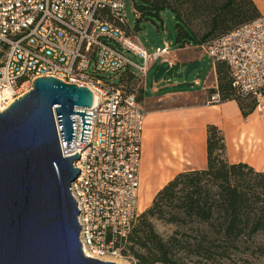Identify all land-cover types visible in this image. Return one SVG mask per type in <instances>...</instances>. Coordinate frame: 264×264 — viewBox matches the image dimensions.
<instances>
[{
	"label": "built area",
	"instance_id": "built-area-1",
	"mask_svg": "<svg viewBox=\"0 0 264 264\" xmlns=\"http://www.w3.org/2000/svg\"><path fill=\"white\" fill-rule=\"evenodd\" d=\"M202 50L228 67L238 99L262 97L264 15ZM168 56L167 46L148 52L135 40L123 0H0V113L29 93L38 78L86 87L93 95L86 147L73 163L79 174L69 187L86 258L116 264L139 215L147 112L134 95L121 91L120 77L129 72L143 84L149 65L172 64ZM219 101L215 92L207 104Z\"/></svg>",
	"mask_w": 264,
	"mask_h": 264
},
{
	"label": "trees",
	"instance_id": "trees-1",
	"mask_svg": "<svg viewBox=\"0 0 264 264\" xmlns=\"http://www.w3.org/2000/svg\"><path fill=\"white\" fill-rule=\"evenodd\" d=\"M136 22L171 13L176 21L179 50L196 51L214 39L261 16L253 0H130ZM220 102L234 101L243 117L231 76L224 63H213ZM124 94H142L139 79L127 72L119 80ZM224 137L216 126L206 127L204 170L176 175L139 214L122 244V257L133 264H236L241 256L264 263V168L230 164L225 158ZM156 223L173 227L163 237Z\"/></svg>",
	"mask_w": 264,
	"mask_h": 264
},
{
	"label": "water",
	"instance_id": "water-1",
	"mask_svg": "<svg viewBox=\"0 0 264 264\" xmlns=\"http://www.w3.org/2000/svg\"><path fill=\"white\" fill-rule=\"evenodd\" d=\"M192 69L161 63L154 82ZM92 102L86 87L44 77L0 113V264H115L84 256L69 191Z\"/></svg>",
	"mask_w": 264,
	"mask_h": 264
},
{
	"label": "crops",
	"instance_id": "crops-1",
	"mask_svg": "<svg viewBox=\"0 0 264 264\" xmlns=\"http://www.w3.org/2000/svg\"><path fill=\"white\" fill-rule=\"evenodd\" d=\"M261 1L257 9L264 15ZM181 51L184 53L169 60L172 65L191 64L193 69L199 66V52L193 47ZM157 83L153 94H157ZM193 85L199 91H167L151 97H145L142 87L138 104L147 115L141 132L138 195L141 198L143 195L146 208L155 194L176 175L206 168L208 125L221 130L230 163H244L257 172L264 168V144L259 139L264 126V94L257 108L244 120L234 101L207 104L211 95L207 94L208 90L217 85L214 66L209 78L202 82L195 79ZM160 87L164 88V84L160 83ZM248 121L250 125H245Z\"/></svg>",
	"mask_w": 264,
	"mask_h": 264
},
{
	"label": "rangeland",
	"instance_id": "rangeland-1",
	"mask_svg": "<svg viewBox=\"0 0 264 264\" xmlns=\"http://www.w3.org/2000/svg\"><path fill=\"white\" fill-rule=\"evenodd\" d=\"M255 1V2H254ZM261 0H253L256 7H258V3ZM125 4V17H126V27L129 31L134 34L135 40L148 52H153L158 48H164V46L168 47L169 56L167 60H171L172 58L176 57V55L184 53V51L179 50L178 45L175 44V24L176 21L171 13H161L159 18H152L151 20H147V18H143L139 22H136V15L134 13V6L130 0H123ZM264 4V0L261 1ZM259 11V10H258ZM199 52V66L195 69H192L190 74L187 76L186 79H178V78H167L166 80L162 81L159 80L156 84L157 94H153L154 88V77L158 71V67L161 64V61L158 60L157 62L149 65L148 72L146 77L143 79V88H144V95L145 97H151L153 95H161L167 91H181V92H197L199 91L198 87L191 86L195 79L202 82L204 79L209 78L210 73L213 69V61L207 56V54L202 50H197ZM137 62V61H136ZM139 62V61H138ZM137 62V63H138ZM182 69L178 70V74ZM110 75H106L104 77H108ZM111 82H116V80H110ZM160 83L164 84V88L160 87ZM217 89V85L215 86V90ZM259 99L257 98H249V99H239L241 107L244 111H249L252 106L254 109L251 113L257 108ZM250 113V114H251ZM249 114V115H250ZM247 117L244 118V120ZM250 125L249 121L245 123V125ZM259 139L262 140V144H264V126L262 127V131H260ZM225 158L228 163L226 157V148H225ZM230 164H238V163H230ZM156 195V194H155ZM153 200V199H152ZM145 200L143 199V195H138L137 200V208L139 214H142L146 209H148L151 205L146 208ZM143 205V208H140ZM156 230L159 232L163 237L169 235L173 227L171 226H164L160 223H156ZM116 264H133L131 258L129 256L122 257L121 259L117 260ZM236 264H264L262 259L252 258L241 256L236 260Z\"/></svg>",
	"mask_w": 264,
	"mask_h": 264
},
{
	"label": "bare ground",
	"instance_id": "bare-ground-1",
	"mask_svg": "<svg viewBox=\"0 0 264 264\" xmlns=\"http://www.w3.org/2000/svg\"><path fill=\"white\" fill-rule=\"evenodd\" d=\"M140 208H143V205H141V207Z\"/></svg>",
	"mask_w": 264,
	"mask_h": 264
}]
</instances>
